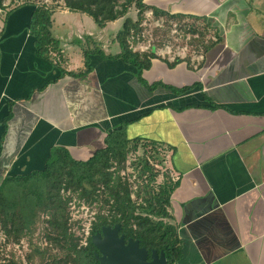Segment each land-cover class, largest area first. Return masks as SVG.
Instances as JSON below:
<instances>
[{
  "label": "crops",
  "instance_id": "crops-1",
  "mask_svg": "<svg viewBox=\"0 0 264 264\" xmlns=\"http://www.w3.org/2000/svg\"><path fill=\"white\" fill-rule=\"evenodd\" d=\"M144 1L171 15L205 18L198 23L219 33L222 41L194 56V67L184 61L171 68L167 61L178 56H163L143 74L151 84L202 88L150 92L132 65L99 55L90 56L93 71L59 79L61 69L85 72V51L105 45L120 19L100 28L86 14L57 7V45L47 60L37 57L28 31L34 8L23 6L0 27V184L43 170L53 147L88 161L106 147L109 132L127 124L128 139L168 154L170 181L178 183L169 208L183 253L176 264H264V0ZM79 20L87 21L85 31ZM62 23L76 28L62 31ZM76 39L83 56L73 69L67 51Z\"/></svg>",
  "mask_w": 264,
  "mask_h": 264
},
{
  "label": "trees",
  "instance_id": "trees-1",
  "mask_svg": "<svg viewBox=\"0 0 264 264\" xmlns=\"http://www.w3.org/2000/svg\"><path fill=\"white\" fill-rule=\"evenodd\" d=\"M16 1L19 6L9 10L3 21L7 25L15 11L23 6H33L28 31L35 40L37 57L47 60H50L51 50L57 45L51 32L52 16L56 10L54 3L57 5L63 2L71 12L88 15L100 28L126 17L132 8L138 11L137 20L130 17L125 18L123 30L116 37L121 49L119 54L106 56L100 48L89 49L85 51V72L75 73L61 69L59 79L65 76L77 78L93 71L90 56L99 55L103 60L122 59L125 63L132 65L137 70L140 84L150 92H155L161 87L176 95H182L198 87L202 88L200 83L181 88L164 82L149 83L143 74L151 69L154 59L161 57L152 48L148 52L134 51L130 38L142 32L145 13L151 10L157 19L175 20L182 23L186 34L193 36L203 35V26L198 22L205 18L171 15L156 6L148 5L144 0H49L50 4L45 3L44 0ZM6 9L4 0H0V10L5 11ZM206 26L204 27L207 28ZM4 34L3 31L1 37ZM200 35L192 41L199 43ZM215 35L217 39L210 40L203 51L197 52L198 54L208 52L222 41L218 32H215ZM190 58V56L186 59L177 57L175 61H167V63L173 68L184 61L190 64ZM204 97L212 107H219L206 94ZM12 105L10 104L9 107ZM11 118L10 111L4 119V135L7 134L8 122ZM126 125L123 124L122 127L119 126L109 132L106 147L97 151L88 161L73 159L68 149L64 147H53L43 170H36L27 175L6 176L0 184V234L3 233L6 242L20 243L31 230L33 222L30 220L34 219L36 222L43 214L47 217L45 235L51 245V249H46V252L49 251L51 254L46 264H99L95 254L97 248L93 244L92 236L100 232L102 227H113L118 223L122 225L121 233L125 234L126 238L139 240L140 246L145 247L150 254L153 250H157L159 253H165L169 264H176L180 261L183 256L181 239L178 227L169 211L171 197L178 183L173 184L172 181H166L158 189H154L153 184L157 181L158 173L147 160L142 159L139 161L143 169L141 172L142 175L149 174L148 180L145 185L138 186L136 193L134 192L130 181L120 174L127 164L129 154L136 152L142 143L154 147L159 145L148 143L142 138L128 139L125 131ZM2 152L3 143L0 145V156ZM157 158L160 157L157 156ZM33 183L38 184L37 189L40 190V194L35 202H31V206L29 198L37 194L34 187L26 194L23 202L10 196V193H19V188L24 195V189L27 190L26 186ZM134 193L137 200L133 198ZM74 194L91 205L100 202L103 204V206L96 204L98 209L96 221L91 227L85 245L81 243V239L72 230L70 224L69 203ZM138 199L141 201L138 202ZM103 207H107L108 212ZM53 250L56 252L53 253ZM36 252L42 254L40 251L36 250ZM32 257L30 255L27 258L31 263L33 262Z\"/></svg>",
  "mask_w": 264,
  "mask_h": 264
},
{
  "label": "rangeland",
  "instance_id": "rangeland-1",
  "mask_svg": "<svg viewBox=\"0 0 264 264\" xmlns=\"http://www.w3.org/2000/svg\"><path fill=\"white\" fill-rule=\"evenodd\" d=\"M45 2V0H44ZM47 3V2H45ZM50 4V3H49ZM4 5L7 6L5 11L0 10V27L5 26V22L3 19L6 18V13L9 10L14 9L19 6V3L16 0H4ZM57 7H65L63 2H59ZM138 11L132 8L129 10L128 15L123 19L118 20L113 23L108 29L107 38L108 41H104L105 45L97 42L99 47L106 56H113L116 52L119 51L118 44L115 47H112L113 37L117 36L120 31L123 30L125 18L130 17L132 19L137 20ZM58 17V16H57ZM56 17V18H57ZM85 20H88L91 24H96L92 18L84 17ZM79 24L83 25L84 31L89 27L87 21L82 22V20L78 21ZM57 26L59 25L57 21ZM60 28L62 31L68 28H76V25H69L62 23ZM143 30L141 33L134 35V38H130V43L134 51H151V48L154 49L158 56L163 57H180L182 59H186L189 56L190 65L194 67L192 64L194 56L198 55V51H203L205 46L213 40L215 36V32L211 28H205L204 33L201 36L200 41L197 43L196 41H192L193 38H199V35L193 36L192 34H186V31L182 27V23H178L175 20H166L162 21L161 19L155 18L151 12L145 13V18L143 22ZM96 27V25H95ZM57 32V27L55 28ZM83 31V30H82ZM83 31V32H84ZM85 33V32H84ZM116 39V37H115ZM114 39V40H115ZM78 40L76 39L73 49L67 51V55L70 56L71 66L75 69V65L81 61L83 54L80 52V47H83V44L77 45ZM77 70V69H76ZM127 134V133H126ZM127 136V135H126ZM128 137V136H127ZM159 156L160 158H157ZM142 159L147 160L149 164L155 169L158 173L157 181L153 184L154 189H158V187L164 183L169 182L171 180V172L169 171L168 166V154L161 146H152L150 144H140L136 152H131L129 154V158L127 160V164L124 169L121 170V176L127 178L132 184V189L136 193L138 186H143L146 184L148 180V173L143 174L141 170L142 164H139V161ZM36 171V170H35ZM38 184H29L24 189L23 192L19 188V193H10V196L13 199L21 200L22 202L26 199L25 196L29 192L31 188H35L37 190L36 196L29 198V203L31 206V202H35L39 197L40 190L37 189ZM133 194V198L137 200V197ZM141 200L138 199V202ZM96 204L103 206L102 202L95 203L91 205L87 203L85 200L80 199L77 194L73 195L72 201L69 203V211H70V224L71 228L81 239L82 244L87 243L88 236L91 231V227L93 223L96 221V215L98 213V209ZM106 212H108L107 207H103ZM28 209V208H27ZM46 216L40 215L39 219L34 222V219L30 220L33 222L31 226V230H29L28 235H26L20 243H7L5 240V236L1 232L0 234V264H46L48 258L51 257V254L46 252V249H51V245L49 243L48 237L45 235L46 230ZM40 251L42 254L36 252ZM53 253L56 251L53 250ZM32 255V263L28 261V256ZM42 257V258H41ZM49 264V263H48Z\"/></svg>",
  "mask_w": 264,
  "mask_h": 264
},
{
  "label": "water",
  "instance_id": "water-1",
  "mask_svg": "<svg viewBox=\"0 0 264 264\" xmlns=\"http://www.w3.org/2000/svg\"><path fill=\"white\" fill-rule=\"evenodd\" d=\"M122 225L105 226L101 232L92 236V241L98 252L96 257L100 264H169L165 253L153 250L151 260L145 247L140 246L139 240L128 239L120 235Z\"/></svg>",
  "mask_w": 264,
  "mask_h": 264
},
{
  "label": "flooded vegetation",
  "instance_id": "flooded-vegetation-1",
  "mask_svg": "<svg viewBox=\"0 0 264 264\" xmlns=\"http://www.w3.org/2000/svg\"><path fill=\"white\" fill-rule=\"evenodd\" d=\"M105 227V226H104ZM103 228V227H102ZM102 231V230H101ZM100 231V232H101ZM99 232V231H98ZM97 232V233H98ZM95 235V234H94ZM120 235H123L121 232H120ZM125 235V234H124ZM130 239V238H129ZM125 240H126V243L128 242V238H126V235H125ZM98 252V250L95 252V254ZM149 253V252H148ZM152 254V253H151ZM151 254L149 253V256H148V260L150 261L151 260ZM98 260V259H97ZM99 264H100V262H99Z\"/></svg>",
  "mask_w": 264,
  "mask_h": 264
},
{
  "label": "built area",
  "instance_id": "built-area-1",
  "mask_svg": "<svg viewBox=\"0 0 264 264\" xmlns=\"http://www.w3.org/2000/svg\"><path fill=\"white\" fill-rule=\"evenodd\" d=\"M45 2L49 3V0H45Z\"/></svg>",
  "mask_w": 264,
  "mask_h": 264
}]
</instances>
